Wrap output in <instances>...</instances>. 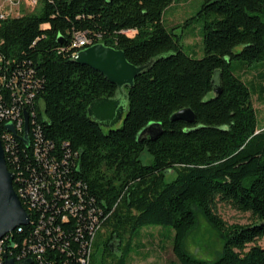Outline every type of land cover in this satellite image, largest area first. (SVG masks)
<instances>
[{"label":"trees","instance_id":"16d2710c","mask_svg":"<svg viewBox=\"0 0 264 264\" xmlns=\"http://www.w3.org/2000/svg\"><path fill=\"white\" fill-rule=\"evenodd\" d=\"M38 1L36 12L0 19V106L28 112L31 142L34 114L41 136L55 146L56 161L77 155L61 171L60 191L68 194V186L80 184L84 201L56 195L54 202L45 195L56 215L45 221L50 234L43 230L42 240L35 235L37 214L21 201L30 224L8 234L4 263L25 256L32 264H83L91 241L88 208L100 221L87 264L97 263L99 249L101 264H130L141 250L135 234L150 226L173 230L172 264H264V128L252 101H264V87L243 80L246 70L264 65V0H201L196 17L185 22L203 25L200 60L184 53L180 37L164 23L175 0ZM83 33L86 47L104 44L134 66L150 65L126 88L127 111L113 129L88 117L89 105L113 98L117 88L74 61L83 48L72 41ZM217 74L221 93L215 96ZM30 94L31 104L18 101ZM185 109L195 114L194 124L171 120ZM6 124L0 121L3 145ZM151 124L161 132L139 138ZM23 135L17 131L14 155L5 157L10 172L29 179L26 165L37 161ZM18 187L14 178L19 196ZM217 200L250 214L252 222L226 224L215 212ZM194 208L223 240L212 262L187 250L197 225ZM38 244L44 249L39 260L26 254Z\"/></svg>","mask_w":264,"mask_h":264},{"label":"rangeland","instance_id":"374dc122","mask_svg":"<svg viewBox=\"0 0 264 264\" xmlns=\"http://www.w3.org/2000/svg\"><path fill=\"white\" fill-rule=\"evenodd\" d=\"M33 1L34 0H0V10L10 14V17H19L36 12L40 9L39 1L37 0V3ZM200 8L201 0H175L173 5L168 8L164 14V23L166 27L174 36L180 37V43L184 53L197 60L204 57L202 40L203 25L201 22L195 20L190 25H185V22L195 18ZM260 73L264 74V65L246 70L245 73H243V80L248 83H253L256 86L262 85L264 87V80L259 78ZM252 101L257 112L259 128L263 129L264 101L259 100L257 96L253 97ZM119 126H121V123ZM143 159L145 160V163L151 161V158L147 155H144ZM172 179H174V175L169 174L168 181H171ZM194 209L197 225L194 233L187 241V250L199 259L212 262L221 253L223 240L209 226L197 208ZM215 212L228 225H247L252 222L250 220V214L237 212L218 200L216 201ZM103 234L104 232L102 235ZM173 234L174 232L170 228L150 226L140 229L134 237L135 242L137 243L144 242L145 239L160 241V246H147L148 250L153 253L148 263L156 262L157 264H172L175 262L171 247V236H173ZM261 245H264V243H261ZM137 250L133 254V261H135L133 264H140V262L136 260L138 259L136 257V252H139ZM103 255V249H99L96 252V264H101V258Z\"/></svg>","mask_w":264,"mask_h":264},{"label":"water","instance_id":"95a60500","mask_svg":"<svg viewBox=\"0 0 264 264\" xmlns=\"http://www.w3.org/2000/svg\"><path fill=\"white\" fill-rule=\"evenodd\" d=\"M74 61L100 73L116 86L117 90L113 98L97 99L89 105L87 110L91 120L99 123L105 129H113L123 121L127 111L126 88H133L136 78L144 73L150 65L134 66L128 62L124 52L104 44H95L83 48L76 54ZM219 79L217 74L213 80L215 96L221 93ZM171 120L182 121L191 125L195 123L196 117L191 109H185L174 114ZM5 128L12 134L16 132L12 123L6 124ZM29 129V114L25 111L22 141L28 148L30 146ZM161 130L160 125L151 124L138 137L155 138ZM29 224L30 217L14 189V174L10 172L6 163L0 128V241L16 229ZM5 264L15 263L12 260H7ZM20 264H32V260Z\"/></svg>","mask_w":264,"mask_h":264},{"label":"built area","instance_id":"2783aa9c","mask_svg":"<svg viewBox=\"0 0 264 264\" xmlns=\"http://www.w3.org/2000/svg\"><path fill=\"white\" fill-rule=\"evenodd\" d=\"M33 2H38L37 0H34ZM10 16L7 12L0 10V19H5L6 17ZM89 40L87 39V36L85 33L83 34H77L74 37V40L72 41V46L75 49H82L85 48L89 44ZM21 92H25L23 88H21ZM34 96L32 94L24 97L23 95H20V98L18 101L22 103L24 100L25 104H31ZM25 109H23L24 113ZM32 117V142L30 141V146L32 144L33 148V157L37 161L36 167H33L29 164L26 165V170L28 171L29 179H25V177H22V174L19 173V175H15V181L16 184H18L19 188V198L21 201H23L26 205H28L29 211L32 213L37 214V222L38 227L36 228L35 235L38 236L42 240V233L43 230L49 233V230L46 228L45 221L47 220L49 223L54 221V215H56V212L54 211V207H50V202L48 199H45L46 196H50L52 200L54 201V196L58 195L59 197L64 198L65 200H70L73 197H76L79 202H83L84 198L82 195V192L78 188L80 187V184H78V188L74 186H68L70 193H65L60 191L63 187V182L61 178V171L62 169L71 168L69 166V159L71 157L76 158V154H71L68 152L64 159L62 161H56L55 157L52 155L55 151V146L49 142L46 141L44 136H41V130L38 124L35 123L34 114L31 115ZM6 121L7 123H12L15 128V134L10 133L7 129L5 130V133L3 134L5 136V145H3L4 152L6 156H8V153H11V155H14V136H16L17 131H24V115L22 116L21 107L14 105L11 109L4 110L3 107L0 106V121ZM29 125H30V115H29ZM36 125V126H35ZM2 132V129H1ZM30 133V130H29ZM29 146V147H30ZM9 160V159H8ZM60 163V164H58ZM24 185V186H23ZM72 195V196H71ZM55 202V201H54ZM81 211L85 210L82 208V206L79 208ZM76 211V210H75ZM29 217L30 213L27 211ZM87 217L89 219V227H90V234H91V241L87 245L88 251L86 253V256L88 257L92 252V245L96 238V232L97 229H99V221L100 219L97 217L96 213L92 209H86ZM46 228V229H45ZM9 238L8 235H6L1 241H0V264H5L3 261V258L5 259L6 252L8 251V248L6 247V241ZM44 252V249L41 245L38 244V246H32V248H29V251L26 253H30L33 255H36L38 257V260L40 259V255ZM25 255V254H24ZM23 256V255H22ZM85 256L81 258V263L87 264V257ZM24 257L19 256L16 260L10 259L14 261L15 264H20L24 262Z\"/></svg>","mask_w":264,"mask_h":264},{"label":"crops","instance_id":"0c3cea01","mask_svg":"<svg viewBox=\"0 0 264 264\" xmlns=\"http://www.w3.org/2000/svg\"><path fill=\"white\" fill-rule=\"evenodd\" d=\"M159 243H160V241H158V240L152 241V240L145 239L144 242L140 243L141 250L139 252H136V255H137L136 257L138 258L136 260L138 262H140V264H157L156 262L148 263L150 261V259H151V255L153 253L148 250L147 246L148 245H152V246H156L157 247V246H160ZM157 259H158V256H157ZM134 262L135 261H133V255H132L130 257V264H133Z\"/></svg>","mask_w":264,"mask_h":264},{"label":"bare ground","instance_id":"6f19581e","mask_svg":"<svg viewBox=\"0 0 264 264\" xmlns=\"http://www.w3.org/2000/svg\"><path fill=\"white\" fill-rule=\"evenodd\" d=\"M76 56V55H75ZM1 139H2V137H1ZM14 178H15V176H14ZM26 227V226H25ZM19 229V228H18Z\"/></svg>","mask_w":264,"mask_h":264}]
</instances>
